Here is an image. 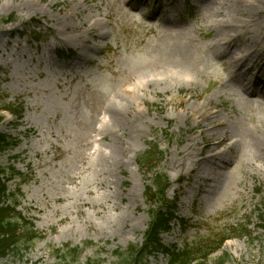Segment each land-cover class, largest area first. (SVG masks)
Returning <instances> with one entry per match:
<instances>
[{
    "label": "rangeland",
    "instance_id": "1",
    "mask_svg": "<svg viewBox=\"0 0 264 264\" xmlns=\"http://www.w3.org/2000/svg\"><path fill=\"white\" fill-rule=\"evenodd\" d=\"M254 1L264 39V0ZM233 3L0 0V85L9 95L0 106L20 98L26 109L21 121L5 114L0 124V134L21 141L0 151V167L12 164L29 177L10 187L21 183L19 209L45 234L2 264H127L116 252L141 245L150 220L144 191L152 173L139 164L150 143L165 152L160 169L173 182L169 197L181 195L177 214L191 224H173L163 241L183 247L249 223L250 236L227 240L208 264H219L222 254L223 264H264V97L251 93L257 74L264 88V74L254 62L251 72L234 73L232 52L221 47L224 33L214 21L220 12L234 15ZM58 50L76 53L62 59ZM150 75L165 83L147 84ZM137 82L143 88L126 94ZM135 99L137 118L128 122V114L116 131L105 124L114 102ZM202 106L230 138L208 166L193 159L216 137L201 133ZM87 242L78 261L57 256L66 244ZM149 264L168 259L158 255Z\"/></svg>",
    "mask_w": 264,
    "mask_h": 264
},
{
    "label": "trees",
    "instance_id": "2",
    "mask_svg": "<svg viewBox=\"0 0 264 264\" xmlns=\"http://www.w3.org/2000/svg\"><path fill=\"white\" fill-rule=\"evenodd\" d=\"M5 107L11 108L19 116L22 115V106L17 107L14 103H11ZM13 144H17V140ZM10 145L8 137L0 135V150ZM162 159L163 153L161 150L156 145H152L141 156L140 164L147 170H153ZM8 168L9 172L7 174L6 169H0V261L12 251L20 249L22 244H25V247H30L36 240L41 238L39 232L34 229L33 224L16 209V206L19 204L18 196L22 195L20 188H17L13 192L9 190L7 181L14 176L23 175L12 165ZM1 174H6V177H2ZM22 178L24 180V177ZM154 185V187L148 186L146 189L147 200L154 207H150L151 221L145 232L144 243L140 247L131 245L124 251H117L120 259L125 260L127 264H148L147 258L149 256L164 252L168 255L170 264H207L209 256L221 248L229 235H217L212 240L200 243L194 248L187 247L182 250L166 247L161 242L160 233L163 230L170 229V223L176 217V203L166 198V189L170 185V182L165 174L158 173L154 178ZM8 200H11V203H8ZM81 252V248L75 247L67 249V251L64 250L58 256L76 260ZM225 261L226 257L220 258V263L223 264ZM97 263L98 261L89 259L86 264Z\"/></svg>",
    "mask_w": 264,
    "mask_h": 264
},
{
    "label": "bare ground",
    "instance_id": "3",
    "mask_svg": "<svg viewBox=\"0 0 264 264\" xmlns=\"http://www.w3.org/2000/svg\"><path fill=\"white\" fill-rule=\"evenodd\" d=\"M232 8H234V15L221 17V15H223L224 13L220 12V18L214 21V27L221 31V33H224L220 38L221 47H224L225 52L227 53L229 51L232 52L233 60L230 66H233L235 68L234 73H237L241 70H244L245 73H247L248 71H252L251 62H254L262 66V72L264 74V39L261 37L259 28L256 25V11L258 8V4L254 0H234ZM57 39H59L58 36H56V40ZM59 40L62 41L61 39ZM240 42L241 44L239 46L238 44ZM243 43L245 44L246 48H242ZM237 49L239 50V52L236 51ZM260 79L261 76L257 74L255 83L256 86L251 93H260L264 97V88L259 85ZM153 80L157 81L152 82ZM160 80L161 79L158 78H152L146 80V83L149 85L153 83H165L161 82ZM142 88L143 83L137 82L134 83V86L132 87H125L124 91L126 94H133L134 92H136L137 90H141ZM243 90L247 93H250L248 88L244 87ZM138 102L139 100L137 99H135L134 103L123 104L120 101L114 102L116 107L111 106L112 110L108 112L106 111V115L108 116V118L105 120V124L108 125L112 122V126L116 131V127L123 126L122 122L126 117H128V114L131 117L128 122L133 120L134 117L137 118L138 115L136 114H138V112L133 115L132 109ZM200 111L201 114L197 117V122H199V124L201 125V133L212 132L210 133V136L214 137L216 135V137H214L211 141L205 143L203 148L193 157V159L194 163L198 164V166H208L215 163L217 159V155L214 153L216 152V149L226 146L230 138L227 131L221 127L223 126V123H217L213 120V115L215 114L214 112H212L208 108H203V106L201 107ZM200 120H209V122L202 124ZM104 128L106 127L104 126L103 129ZM98 130L101 132L102 128H99ZM259 142L262 144L261 139L259 140ZM195 148H198V146H196ZM192 169L197 170V168ZM202 190L206 191L205 189H203V187Z\"/></svg>",
    "mask_w": 264,
    "mask_h": 264
}]
</instances>
